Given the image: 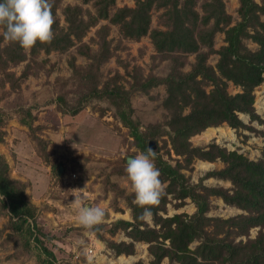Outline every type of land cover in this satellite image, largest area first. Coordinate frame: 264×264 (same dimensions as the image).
Here are the masks:
<instances>
[{
    "label": "trees",
    "instance_id": "1",
    "mask_svg": "<svg viewBox=\"0 0 264 264\" xmlns=\"http://www.w3.org/2000/svg\"><path fill=\"white\" fill-rule=\"evenodd\" d=\"M62 1L51 0L55 17V38L51 44L38 42L30 53H25L18 43L5 42L2 29L0 101L8 93L21 89L30 75L39 74V68L44 67L46 61L38 60L42 52L49 55L53 51L65 53L71 49L68 27L82 21L96 26L101 20H108L95 31L92 41L96 48L86 41L79 43L69 59L71 75L55 79L56 106L59 111L73 115L94 100L107 102L114 116L128 128L132 145L140 152L146 153L148 148L155 151L154 163L161 172L160 179L167 183L160 204L152 209L154 226L140 219L143 210L134 203V194L125 196L133 221L116 220L111 223L109 232L122 228L133 241L117 242L104 237L101 231L105 224L95 233L118 255L134 253L136 240L149 242L152 264H163L165 257L169 258L168 264H264V147L261 156L252 159L238 149L230 150L215 141L200 146L190 139L224 123L237 130L251 129L264 135V130L248 125L240 116L245 113L251 122L264 124L254 106V90L264 82V0H238L235 22L224 0H134V6H118L117 0H81V3L63 6L65 24L58 14ZM90 2L94 12L83 6ZM155 11L160 12V26L152 27ZM110 24L118 25L124 38L140 40L149 35L157 54L169 59L168 73L160 76L151 69L146 72L140 64H134L131 69L124 64L130 79L119 70L104 77L101 68L115 56L118 47L112 46L108 38ZM218 32L225 35V44L219 48L216 47ZM247 40L255 42L256 47L251 48ZM76 54L84 55L88 62L77 63ZM213 54L218 55L215 64L209 62ZM190 56L194 57L193 61H189ZM24 61L20 74L11 69ZM188 63L190 69L185 70ZM229 82L240 86L241 91L229 92ZM161 84L166 87V101L179 110L180 117L188 110L173 130L167 128L175 120L169 116L146 126L135 117L132 95L137 91L148 93ZM69 86L71 90L76 87L72 97ZM35 118L31 110L26 109L20 121L29 127L38 153L48 161V141L36 133L44 127L34 125ZM5 123L0 109V142L5 140ZM164 135L168 136L164 139L165 145L170 144L166 150L168 156H172L171 151L178 156L174 164L163 156L160 148H153ZM195 159H220L224 166L209 170L197 182H192L183 169L192 168ZM209 177L228 180L231 186L208 185L204 181ZM27 187V182L11 176L10 164L0 154V208L9 213L8 226L19 233L26 249H37L39 264H62L55 252L45 245L43 238L50 236L38 223L39 208L29 199ZM169 194L180 199L178 205L190 198L196 210L192 214L180 212L163 216L160 211H166ZM213 197H220L243 212L228 217L209 215ZM255 227H258L257 233L251 236V229ZM3 233L0 228V238ZM240 236L246 239H237Z\"/></svg>",
    "mask_w": 264,
    "mask_h": 264
},
{
    "label": "rangeland",
    "instance_id": "2",
    "mask_svg": "<svg viewBox=\"0 0 264 264\" xmlns=\"http://www.w3.org/2000/svg\"><path fill=\"white\" fill-rule=\"evenodd\" d=\"M258 2L262 0H257ZM225 8L228 13L234 16V22L237 20L238 0H224ZM71 3H81V0H63L62 7L58 9L61 23L65 24L62 8ZM134 6V0H117L118 6ZM92 12L95 11L93 4H83ZM158 13L155 11L152 19V27L160 26L158 23ZM87 17V15H85ZM86 17L83 19L86 20ZM264 19V16H263ZM233 22V23H234ZM108 23V20H101L96 26H89L87 22L82 21L68 27V35L72 42V47L68 52H51L49 55L41 53L38 60L46 59L44 67H40L38 75H30L23 83L21 89L12 91L0 101L1 115L6 119L3 129L6 131L5 140L0 142V154L4 155L10 164V174L14 178H19L27 182L28 189H31L27 195L29 199L38 206L39 211L37 220L44 232L50 237H44L43 240L47 247L54 251L62 264H87V256L94 258L93 264H143L145 257L140 258L136 254L122 255L116 254L107 244L94 232L98 241H102L104 250L101 252L90 253V247L96 251L98 245H92L94 238L85 235V229L78 223V209L73 203V185L76 181L83 183L89 190L100 192L98 195L89 196L82 202L92 207L97 206L100 200L112 199L113 203L117 198L127 201L126 192L131 188L127 180L126 166L129 156L135 157L141 153L132 145V137L128 134V128L114 116L107 102L103 100H94L87 105L82 116L78 117L63 113L56 106L55 97L58 92L55 79L60 76H70L72 68L69 65V59L72 53H76L77 45L81 42H88L94 48L96 44L92 41L95 37V31L101 24ZM111 30L108 38L112 40V46L118 45L115 56H112L101 68L104 77L113 74L119 70L126 79H130L125 73L124 64H128L131 69L134 64H140L148 72L165 76L170 69V61L157 54V50L151 41L149 35L143 36L140 40L124 38L118 25L110 24ZM2 33V29H0ZM224 33L216 34V47L219 48L225 44ZM251 48L256 47V43L247 40ZM77 55V63L86 64L88 59L84 55ZM218 55L213 54L210 57L212 64H215ZM194 57L190 56L189 61ZM26 61L11 67L17 74H20ZM190 63L186 65L185 70L190 69ZM152 67V68H151ZM51 71V73H48ZM7 88L8 85L6 86ZM70 97L75 93L74 87H68ZM228 90L231 93L241 91V87L229 82ZM256 112L264 119V82L254 90ZM166 87L164 84L153 87L148 93L141 91L135 92L132 97V104L137 117L144 126L150 123L164 121L168 116L174 118L173 123L167 126L173 130L180 119L188 110L181 113L170 102L166 101ZM26 109H30L36 116L34 125H42L43 129H37L36 133L48 141V151L50 157L48 161L44 160L37 151V143L31 136L29 127L21 123L22 114ZM240 116L248 125L256 127L258 130H264V124L258 121H250L248 114L241 113ZM210 132L206 137L204 130L200 134L192 136L190 139L194 145L204 146L213 141L230 150L238 149L244 152L252 159L261 156L264 147V135L251 129H236L224 123ZM162 136L153 148H160V152L171 163H175L178 157L171 151V157L166 150L170 144L165 145ZM224 163L217 159L216 161H207L195 159L192 168L183 169V172L189 177L190 181L197 182L207 171L219 169ZM75 173L76 177L72 178ZM115 178L117 182L112 183ZM90 180V183L85 185ZM120 180V181H119ZM208 185L231 186L228 180L217 177H209L204 181ZM35 183V184H34ZM34 184V185H33ZM123 187H121L122 185ZM34 187H33V186ZM40 187L36 191V186ZM96 185V186H95ZM165 187L167 183H164ZM108 189L114 194L108 196ZM132 191H130V194ZM166 207V215L172 216L175 213L186 212L192 214L196 210L194 202L186 198L182 205H178L180 199L171 197ZM34 198V199H33ZM55 201H51V200ZM61 200V201H58ZM59 202L58 204H55ZM0 208V228L4 230L0 238V264H39L38 251L36 248L26 249L19 233L8 226L9 213ZM243 212L241 209L229 205L220 197L212 198V208L209 215L228 217ZM66 214L76 215V218H69ZM72 219V220H71ZM258 227L251 229V236H255ZM106 238L112 239L106 234V228L101 231ZM94 236V235H93ZM115 237H113L114 240ZM246 239V236H240L237 239ZM194 242L191 247L195 246ZM135 252V250H134ZM123 254V253H122ZM133 258H132V257ZM149 258H151L149 256ZM142 259V260H141ZM169 258H165L163 264H168Z\"/></svg>",
    "mask_w": 264,
    "mask_h": 264
},
{
    "label": "clouds",
    "instance_id": "3",
    "mask_svg": "<svg viewBox=\"0 0 264 264\" xmlns=\"http://www.w3.org/2000/svg\"><path fill=\"white\" fill-rule=\"evenodd\" d=\"M52 7L51 0H2L0 29H3L5 42L18 43L25 53H30L38 42L51 44L55 38ZM155 156V151L148 148L146 153L129 158L125 169L134 203L143 210L140 219L145 222L152 221V209L165 195L161 172L154 163ZM73 203L78 208V223L85 229L86 236L94 234L106 222L103 207L86 205L79 197H75ZM93 260L92 256H87V264H93Z\"/></svg>",
    "mask_w": 264,
    "mask_h": 264
},
{
    "label": "crops",
    "instance_id": "4",
    "mask_svg": "<svg viewBox=\"0 0 264 264\" xmlns=\"http://www.w3.org/2000/svg\"><path fill=\"white\" fill-rule=\"evenodd\" d=\"M84 110V109H83ZM83 110H81L79 113L77 114H74L75 116H82L83 114ZM69 115H72V114H69ZM210 128V127H209ZM129 158H134L133 156L129 157ZM128 158V159H129ZM128 161V160H127ZM112 183H115L117 182L115 178H112L111 179ZM120 181V180H119ZM90 183V180H88V182L85 183V185L89 184ZM35 184V183H34ZM33 184V185H34ZM32 185V186H33ZM122 185V184H121ZM36 186V191L38 192V188L40 187L39 185H35ZM73 194H74V200H75V197H79L81 201H83L84 199L86 198H91L89 195L90 194H100V192H93L91 190H89V186L87 185V187H85L83 185V183H81L80 181H76V183H74L73 185ZM96 186V185H95ZM34 187V186H33ZM123 187V185L121 186ZM130 188V187H128ZM108 194H107V197L108 196H112L114 194V192L110 189H108ZM31 189H28L27 190V193L29 192L30 193ZM130 190H128L126 192L127 195L130 194ZM34 199V198H33ZM135 199V198H134ZM73 200V202H74ZM51 201H55L54 199L51 200ZM58 201H61V200H58ZM59 202H56L55 204H58ZM37 204V203H36ZM90 206V205H89ZM97 206H101L103 207L105 210H106V222L104 223L105 224V228H106V234L107 236H110L112 239L113 237L116 236V238H114L115 241L117 242H120V241H126V242H129V241H133L132 237H130L129 235H127L124 231V229L122 228H119L118 230L115 231V233H110L109 230H110V227H111V223L116 221V220H127V221H133V214H132V209L129 205L128 202H126L125 200H122L121 198H117V201L115 203H113L112 199L109 200L107 202V200H100L98 203H97ZM77 208V207H76ZM78 209V208H77ZM160 213L163 215V216H169V215H166V212L164 211H160ZM66 216H69V218H76L75 216L76 215H72L73 217H70L71 215L69 214H66ZM72 220V219H71ZM149 225L151 226H154V222L153 220L151 222H148ZM103 231V230H102ZM94 235V236H93ZM91 237H95L94 240H93V243L92 245H98L99 246V249L94 251L91 247L88 249L90 251V253H93L96 254L95 252H98V251H102L104 250V246L102 244V241H98V239L96 238L97 236L95 234H92ZM135 242V252L132 253V254H136L137 257L140 256V258L142 257H145L146 260H143V264H152L151 261L153 259V255L150 253L149 251V242L145 241V240H136L134 241ZM132 254H129V255H132ZM122 255L121 257H123V259H126V254H120ZM149 256L151 258H149ZM132 257V256H131ZM133 258V257H132ZM168 259V257H165ZM164 258V259H165ZM163 259V261H164ZM142 260V259H141Z\"/></svg>",
    "mask_w": 264,
    "mask_h": 264
},
{
    "label": "bare ground",
    "instance_id": "5",
    "mask_svg": "<svg viewBox=\"0 0 264 264\" xmlns=\"http://www.w3.org/2000/svg\"><path fill=\"white\" fill-rule=\"evenodd\" d=\"M215 128H208L207 129V131L205 132V135H206V137H209L210 136V132L212 131V130H214Z\"/></svg>",
    "mask_w": 264,
    "mask_h": 264
},
{
    "label": "built area",
    "instance_id": "6",
    "mask_svg": "<svg viewBox=\"0 0 264 264\" xmlns=\"http://www.w3.org/2000/svg\"><path fill=\"white\" fill-rule=\"evenodd\" d=\"M72 176H73L72 178H74V177H76V174H75V173H73V174H72Z\"/></svg>",
    "mask_w": 264,
    "mask_h": 264
}]
</instances>
